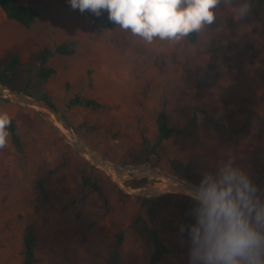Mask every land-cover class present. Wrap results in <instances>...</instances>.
I'll list each match as a JSON object with an SVG mask.
<instances>
[{"label": "rangeland", "instance_id": "rangeland-1", "mask_svg": "<svg viewBox=\"0 0 264 264\" xmlns=\"http://www.w3.org/2000/svg\"><path fill=\"white\" fill-rule=\"evenodd\" d=\"M17 1L38 16L24 28L0 8V59L8 51L35 52L76 40L73 55L48 59L56 73L36 91L49 95L89 149L113 164L137 165L131 154L139 151L143 136L158 141L156 117L163 105L172 128L186 125L197 107L195 125L159 143L155 168L187 180L171 169L170 160L200 174L231 157L264 190V0H247L250 13L240 20L218 16L211 28L224 27L206 43L196 35L193 42L186 37L151 44L94 20L90 11L73 10L68 0ZM75 94L107 106L67 107ZM4 99L0 96V113L16 123L23 151H16L10 136L0 150V264H21L29 223L34 264H108L122 230L120 264H149L153 246L141 230V220L149 222L144 199L169 192L162 187L165 180L148 178L144 186L132 187L143 176L94 164L51 117ZM204 115L224 127L201 122ZM84 178L95 180L100 190ZM180 226L176 222L160 234L169 252L158 264H189L188 235Z\"/></svg>", "mask_w": 264, "mask_h": 264}, {"label": "clouds", "instance_id": "clouds-1", "mask_svg": "<svg viewBox=\"0 0 264 264\" xmlns=\"http://www.w3.org/2000/svg\"><path fill=\"white\" fill-rule=\"evenodd\" d=\"M73 10L107 18L121 30L151 44L178 42L198 35L206 43L223 24L217 17L240 20L250 13L247 0H68ZM11 119L0 113V150L8 146ZM198 184L182 194L194 205L187 226L189 264H264V190L233 158L219 159L202 170Z\"/></svg>", "mask_w": 264, "mask_h": 264}, {"label": "trees", "instance_id": "trees-1", "mask_svg": "<svg viewBox=\"0 0 264 264\" xmlns=\"http://www.w3.org/2000/svg\"><path fill=\"white\" fill-rule=\"evenodd\" d=\"M0 8L8 19L14 20L25 28H29L38 16V11L32 6L24 3H19L17 0H0ZM94 20L105 21L110 27L112 22L107 18V12H103L97 17L92 14ZM196 35L187 37L189 42H193ZM77 42L74 39H66L56 43L53 47L45 46L42 49L33 52L27 61L23 62L15 51H8L5 56L0 59V83L10 87L11 89L22 92L29 96L39 98L52 107L56 108L51 101L49 95L45 92H37L36 87L46 82L51 76L56 73L54 67L49 66L47 61L54 55H73L76 51ZM7 101V99H4ZM67 107H82L92 110H99L107 106L106 103L99 101L96 98L75 94L67 100ZM198 108H193V114L188 123L179 128H172L168 124V117L164 105L156 117V127L158 133V141L152 142L148 137L143 136L141 148L137 153H132L135 164H149L157 166L161 161L159 152V143L170 138L172 135H181L197 122ZM201 122H207L219 127H224L222 123L211 116L204 115ZM10 140L17 152L23 151L21 137L17 132V126L14 120L11 119V125L8 129ZM171 169L185 178L196 184L201 178L200 174L192 170L181 161L170 160ZM147 177L134 179L131 186L134 188L144 186L147 182ZM83 181L92 186L96 191L100 190L99 185L95 180L84 178ZM257 184V181L255 182ZM40 190L45 194L43 181L38 183ZM146 206V216L149 220H141L140 217L135 221L141 220V230L146 235L147 239L152 243L153 249L149 258V264H158L161 258L169 252L168 246L163 242L160 234L166 230H170L177 222L187 226L192 222L193 217L189 214L194 205L188 196L182 193L167 192L158 196L147 197L144 199ZM125 231L117 233V243L114 250L110 253L108 264H120L117 247L123 240ZM184 234L188 235L187 227ZM23 251L21 264H34V224L29 223L24 227Z\"/></svg>", "mask_w": 264, "mask_h": 264}, {"label": "water", "instance_id": "water-1", "mask_svg": "<svg viewBox=\"0 0 264 264\" xmlns=\"http://www.w3.org/2000/svg\"><path fill=\"white\" fill-rule=\"evenodd\" d=\"M0 96L3 98H7L11 101H15L19 104L31 106L34 108L39 109L49 117H51L56 123H59L68 133V138L74 148L82 153L84 156H86L90 161H92L94 164L103 167L107 171H113L117 170L121 173H136L143 177L147 178H155V179H164L168 184L172 182V180L176 179L177 182H186L187 184L195 185L196 183L188 181V180H182L179 179L169 173L160 171L159 169L155 168L154 166H151L149 164H137V165H118L113 164L98 154H96L94 151L89 149L85 144H83L75 135L72 126L66 119V117L59 112L57 108L52 107L49 103L36 98L29 96L27 94H24L22 92L15 91L11 89L10 87L3 85L0 83ZM65 133V132H64ZM66 134V133H65ZM67 135V134H66ZM167 184V185H168ZM185 187H181L179 189L177 188H171L169 186L166 187V189L169 192H175V193H182V190Z\"/></svg>", "mask_w": 264, "mask_h": 264}, {"label": "bare ground", "instance_id": "bare-ground-1", "mask_svg": "<svg viewBox=\"0 0 264 264\" xmlns=\"http://www.w3.org/2000/svg\"><path fill=\"white\" fill-rule=\"evenodd\" d=\"M56 125H57V127L59 128V129H61L63 132H65L66 134H67V136H68V133L66 132V130L59 124V123H55ZM69 137V136H68ZM178 180H176V179H174V180H172V182H170L169 184L165 181L164 183H163V186L162 187H167V186H169V187H171V188H177V189H179V188H181V187H186L188 184L186 183V182H183V181H181V182H177ZM168 184V185H167ZM162 185V184H161Z\"/></svg>", "mask_w": 264, "mask_h": 264}, {"label": "crops", "instance_id": "crops-1", "mask_svg": "<svg viewBox=\"0 0 264 264\" xmlns=\"http://www.w3.org/2000/svg\"><path fill=\"white\" fill-rule=\"evenodd\" d=\"M14 21V20H13ZM16 22V21H15ZM17 23V22H16ZM19 24V23H18ZM20 25V24H19ZM22 26V25H21ZM24 27V26H23ZM25 28V27H24ZM16 53L19 55V57H20V59L23 61V62H25V61H27L28 60V58H29V56L33 53V52H26L25 50H23L22 52H21V54L20 53H18L17 51H16ZM25 58V59H24Z\"/></svg>", "mask_w": 264, "mask_h": 264}]
</instances>
